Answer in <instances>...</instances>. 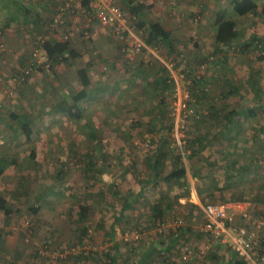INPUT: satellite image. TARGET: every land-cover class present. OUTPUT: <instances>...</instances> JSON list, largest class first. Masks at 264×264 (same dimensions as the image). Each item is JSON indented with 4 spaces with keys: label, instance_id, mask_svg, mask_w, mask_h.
Returning a JSON list of instances; mask_svg holds the SVG:
<instances>
[{
    "label": "rangeland",
    "instance_id": "374dc122",
    "mask_svg": "<svg viewBox=\"0 0 264 264\" xmlns=\"http://www.w3.org/2000/svg\"><path fill=\"white\" fill-rule=\"evenodd\" d=\"M201 1L204 2L205 8L202 15L200 14V21L195 24L194 16L189 17L194 27L198 28L197 37L192 36L191 31L195 30L191 29L187 18L184 20L181 17V13L186 15L193 12L191 8H184L179 2L176 10L171 11L174 22L178 17L182 18L183 27L179 31L182 35L176 37L186 46L176 43V50L171 53L159 47L156 54L158 53L157 56L162 57L164 61L152 53L149 55L145 53L143 57H147L149 62L153 63L146 68L145 62L137 65L138 63L122 61V58L118 59L120 57L113 52L98 53L93 48L87 51H90V56L86 52L93 61L95 72H92V86L88 88L90 99L81 104L83 109V118L79 121L81 124H73L74 118L53 109L62 101L70 100V94L73 96L84 89L80 81L75 82L71 79L70 85L67 82L66 87L61 90V96L50 94L52 90L49 93L35 88L33 93L36 96L31 95L29 99L24 94L21 98L27 106L35 104L38 111L34 112V115L40 118L35 123L30 149L19 153L12 174L7 176L14 183H19L17 187L23 191L19 198L25 199V206L18 210L20 214L18 218H21V221L19 220V225H14L17 230H12V234L17 233L15 236H18L21 247L28 250L26 256H20L22 257L20 261L24 262L22 264L53 262L56 264L55 261L57 264H96L90 260V255L87 257L82 255L78 259L76 254L66 260L53 258L50 256L51 253L43 257L39 255V251L48 246L60 253L70 247L81 245L84 241L81 247L86 246L88 249L93 246L99 251L109 250L112 243L106 232L118 218L120 221L115 225L117 242H124L127 233L137 231L139 234V239L133 241L137 250L135 254L133 253L132 264H136L139 257L151 249L155 242H170V234L178 229L174 226L176 219H182L183 227L191 231L185 237H180L171 252L165 251L163 256L156 255L151 264H230L232 259L230 249L211 244L200 232L205 222L203 210L198 211L192 205L197 204L202 209L200 205L204 204L200 192L196 189L197 182L190 175L192 170L189 169L188 181L182 183L184 192L189 193L187 199L181 198L179 203H176L173 199V195L177 194L176 185L163 184V191L158 189L156 194L146 192V199L141 204L135 203L130 209L124 210L126 197L129 196L131 202L139 191L140 185L136 183L135 177L141 175L143 167H140V164L146 162L141 152L146 146L153 144V140H159L166 134L156 132L153 129L155 125H159L160 122L166 123L167 126L174 124L168 141L176 150H181L185 145L186 133L193 128L201 114L204 115L202 131L211 132L213 127L216 133L220 130L223 120L221 113L226 114L235 110L242 111L238 117V122L240 121L238 126L241 130H236L238 133L233 134L234 143L224 140L221 152L236 158L240 165L249 166L251 170L244 180H237L231 184L239 188L246 187L250 190L249 197L264 194V186L262 189L259 187L260 184H264V107L261 108L262 116L258 118H247V114L244 113L253 104H257V99L253 100L257 92H261L259 104L264 105V56L261 54L264 51V44H261L259 53L254 50L249 57L240 51L250 44L253 36L264 40V19L251 14L240 18L239 40L232 44L227 53L223 52L220 54L221 57H217V53L212 52L210 48L212 42L210 39L214 38L210 31L220 15L225 17L233 14L234 0ZM0 3L5 6V9L0 11L1 23L10 18L16 27L23 26L21 31L29 29L21 23L23 18L20 12L21 0H0ZM153 21L161 23L157 18ZM201 34H204L203 37ZM114 46L116 51V45ZM8 49L9 47L4 45L1 52ZM25 51L30 53L29 44L26 45ZM16 52L19 53L21 50L14 49L12 54ZM86 63L87 61H82L77 68L84 67ZM25 64L31 65L30 62ZM203 65L206 68L203 69ZM135 66H139V69L134 68ZM53 68L50 71L40 68V72L50 74ZM0 72L3 73L4 70ZM163 77H167V82L162 85ZM203 77L209 82L206 88L207 94L209 93L207 101L199 99L196 94L200 88H196L192 83L193 79L200 80ZM249 78L259 85V90L251 86ZM19 87L21 85L15 86L16 90ZM232 87H238V94L222 98L221 91L230 94ZM15 92L13 90L12 96L6 94V98H14ZM66 95L68 97H65ZM200 95L206 96L202 93ZM211 106L218 110V114L214 115L216 120L209 114ZM17 126L16 124L11 128H0V137L5 135L24 137L21 128ZM32 153L36 154L35 157H32ZM91 160L94 167H91L92 164L89 162ZM0 168L7 170L6 163L0 162ZM209 169L206 168L204 172H210L206 171ZM98 171L102 172L101 176H98ZM144 173L147 174L146 171L142 174ZM3 182L4 180H0L1 186L4 185ZM226 186L224 182L219 184V187ZM162 192L170 199L171 207L166 210L161 220L154 221L153 217L156 214L146 213V207H149L148 203L155 202L158 193ZM254 203L260 209L264 208V196ZM81 206L91 208L86 220L78 215ZM141 207L145 214L142 213ZM158 221L164 223V230L159 232L161 234L157 233L158 227L155 225ZM27 222L31 226L28 227ZM208 245L210 249L202 254V247ZM182 246H189L193 250L188 261L181 258ZM36 252L39 256L34 258Z\"/></svg>",
    "mask_w": 264,
    "mask_h": 264
},
{
    "label": "trees",
    "instance_id": "16d2710c",
    "mask_svg": "<svg viewBox=\"0 0 264 264\" xmlns=\"http://www.w3.org/2000/svg\"><path fill=\"white\" fill-rule=\"evenodd\" d=\"M86 4L88 5V0ZM131 6V12H133V16H135L136 19L139 20L138 24H135L136 28L142 33V36L146 43L152 47L167 49L169 53L174 52L176 50V47L174 46L175 38L173 36V33L166 30L160 23L142 19L140 15H138V13L141 10L143 11L144 7L140 5L135 6L132 2ZM232 10V15L230 14L223 17V19L217 24L215 42L217 43L219 47L218 49L221 51V53H227L232 44L235 41L239 40L240 29L238 20L240 18L251 14L260 16L264 19V5L260 7L255 3L254 0H235ZM20 12H22L23 16V18L21 19V23L26 24L31 16V12L29 9H21ZM261 44H264V40L257 36H253L250 44L244 46V49L241 48L242 50L240 51L242 52V54L249 57V54L253 53L254 50L257 51L260 49H258V47ZM44 53L51 60L53 66L67 62L68 60L76 57L75 51H73L71 47V42L63 40L55 42H52L50 40L47 41L44 46ZM66 54H68L67 57ZM260 58L262 59L263 57ZM78 75L79 80L84 86V89L72 96L70 101L64 102L63 104H61V106L59 104L55 108H57V112H59L58 107L59 110L61 108V110L65 112L69 117L80 121L83 118V109L81 107V104L90 99L91 94L89 93L88 88L90 87L92 82L85 70L80 71ZM162 79L163 82H161V84H166L167 77H163ZM192 83L194 86H196V88L201 89L197 90L196 94L200 97L199 99L207 101L209 99V93L207 94L206 89L209 85L208 80L204 77L200 80H197L195 78L192 80ZM251 86H254L256 90H259V85L252 80ZM238 92V87H232V89L230 90V94L229 92L224 90L223 92L221 91L220 94L222 98L226 99L228 98V96L237 95ZM200 93L206 94V96L202 95L201 97ZM257 93L258 94L255 95L254 98L259 101L258 98H261V92ZM263 107L264 105H260L259 102H257V104H253V106L246 109L244 113L247 114V118H258L263 114ZM261 108L263 110H261ZM216 109L217 108H215V106H211L209 114H211L212 116L217 115L218 110ZM241 112L242 111L235 110L226 114L221 113V116H223V120L220 126V130L216 133L215 131H213V127L211 132L207 133L202 131L203 126L201 124L202 121H204L202 119L204 115L200 113L201 115L199 114L200 116L198 120L195 121V125L193 126V128L190 131L188 130V132L186 133L185 145L181 150H176L173 147L172 143L168 141V139L170 138L169 135L174 130V124L171 123L167 126L166 123L160 122L159 125H155L153 129L156 132L159 131V133L166 134L162 135L159 140H153V144H149L148 146H146V149L141 152L143 153L146 162L144 161L142 162V164H140V167H143L140 173L141 177L138 175H136L135 177L137 180L136 183L140 185L139 191L131 202H129L130 197H126L124 210L130 209L135 203L141 204V202L146 199V192H152L156 194L158 192V189H162L163 191L164 185H176L177 194L173 195V199L176 203H179V200L181 198L187 199L189 197V193L187 191L184 192L182 183L188 181V175L190 173L189 169L192 170L190 175L192 179L197 182L196 189H198V191L200 192L199 195L202 198V203L204 205L209 203L228 204L251 200L257 202L259 199H261L264 194H262V196L260 194H257L256 196L249 197L250 190H247L246 187L239 188L234 184H231L233 182H236L237 180H244L251 169L249 166L240 165L239 161L236 158H232L228 154H224L223 152H221V150H223L224 148V140H228L230 141V143H234L235 139L233 134H237V131L241 130L240 126H238L240 124V121L238 122V117L240 116ZM214 119L216 120L215 116ZM21 132L24 137H27L28 139H30L33 135L32 129L30 128L29 124L26 123L22 124ZM35 155V153H32V157H35ZM138 160H140L141 162L140 158ZM89 162L92 164L91 167H94L92 160ZM206 168H210L209 170H206L210 172H204ZM145 171L147 172V174H142ZM97 174L98 176H101L102 172L98 171ZM221 182L226 183L227 186L219 187V184ZM262 186H264L263 183L260 184V189H262ZM148 206L149 207H146V213L150 212L156 214V216L153 217L154 221L161 220V218H163L166 214V210L171 207V201L168 197L166 198L165 194L162 192L158 193L155 202L152 201V203H148ZM192 206L195 207V209H197L198 211L202 210L197 204H194ZM0 208L6 209L4 205L0 206ZM140 209L143 210L142 207ZM90 210V206H81L79 208L78 215L83 220H86L88 219ZM142 213L145 214V211L143 210ZM119 221V218L116 219L111 225V228L106 232V235H108V239L112 243V246L109 250L106 249L102 251H91L88 255H84L83 253H81L75 256L80 259V256L82 255L86 257L90 255V260H92L96 264H132L134 262V254L137 250V247L134 246L135 243L133 241H124V245V242H117L115 240V225ZM190 231L191 229L187 227H180L170 234L169 243H164V241L155 242L151 249L146 250L145 253H143V255L139 257L136 264H151L156 255L159 254V256H163L165 254V251L168 253L171 252V250L175 248L180 237H185ZM157 233H159V229ZM83 243H85V241L82 242V244ZM124 250L126 251V253H124ZM129 252H131L132 254H130ZM39 253L36 252L34 258L41 255ZM67 258L71 259L72 257L70 256ZM55 262L57 264V261ZM52 264L55 263L53 262ZM230 264L248 263L239 259L237 255H234Z\"/></svg>",
    "mask_w": 264,
    "mask_h": 264
},
{
    "label": "crops",
    "instance_id": "0c3cea01",
    "mask_svg": "<svg viewBox=\"0 0 264 264\" xmlns=\"http://www.w3.org/2000/svg\"><path fill=\"white\" fill-rule=\"evenodd\" d=\"M254 1L260 7L264 5V2L260 3L256 0ZM21 2V8L29 9L31 12L29 20L26 24H24L25 26L29 27V29H27L26 31H21V27L23 26L16 27L15 25H13V19L10 18L6 19L5 22L2 21L3 23L0 22V41L3 43V46L5 45V47H9V49L6 51L1 52L3 49L0 51V70H4L3 73L0 72V128H11L16 126V124L21 128L22 124L26 123L29 124L32 131H34L35 123L40 120L38 115L37 117L36 115H34V112L38 111V109L35 107V104L27 106L25 101H21V98L24 96V94H26L29 99L31 95L36 96L33 93L35 88L36 90H44L43 92L47 91L49 93L52 90L53 92L50 94L54 93L55 96H61V90L66 87L67 82L70 85L71 79L75 82L80 81L78 73L82 70H85L87 72L91 82L93 83L91 77L92 72H95V67L92 66L93 61L91 57H88V54L90 56V51H87L90 50V48H93L98 53H100L101 51H106L107 54H111L112 52L116 53L117 57H120L118 59L122 58V61H128L130 63L136 64L138 63L137 65H142V63L145 62L146 68H148L150 64L151 66L153 65L152 62H149L147 57H143V54L145 53H147V55L151 54V52L149 51H144L143 53L135 56V62L127 60L123 52V45L120 42L114 41L109 36L108 29H105L99 23V21L92 17H88V10L86 8L87 0H75L77 11L75 12V14L73 12H70L66 17L68 26L70 27V29H73L75 27H79L81 29L89 27V29L94 33L95 39L92 43H90L88 40H84L79 37L72 38V40L70 41L71 47L73 51H75L76 57L68 60L67 62L54 65L53 71L50 74L40 72V68H35V63L31 58L30 53L32 52V48L38 39L45 38L48 41L50 40L52 42L62 40V35L64 32H66V30H62L63 28H54L52 30L51 23L53 15L56 14L57 10L64 4L65 0H21ZM118 2L122 7L124 13L135 24H138L139 20L136 19V17L132 14L133 12H131V2L135 6L140 5L144 7V10H141L138 15H140L142 19H146V21L151 22H153V19H159V22H161L160 24L166 30L173 33V36L175 38V47L176 43H180V45L186 46V44H183L182 41H179L176 37L178 35H182L181 33H179V31H181L183 27V25L181 24L182 18L184 20L185 18H187L191 29L193 28V30H195L191 31L192 36L197 37L199 32L198 28L194 27L195 25L191 23L189 17L194 16V19L196 16H199L201 19L200 14L202 15L205 8L204 2L201 0H118ZM179 2H181L182 7L191 8L193 12L186 15L185 13H181L182 18L178 17L176 19V22H174V20L172 19L174 15L171 11L176 10ZM0 6V11L2 9H5V6L2 3H0ZM166 8L170 10H166ZM160 11H163V13L161 14ZM158 13L160 15H158ZM222 19L223 16L220 15V17L216 21V24L210 31L211 35H214V38L210 39L212 41L210 44V48L212 49V52H214L215 54L217 53V57H221V51L218 49L219 47L215 42V35L217 31V24ZM19 30L21 32H19ZM203 35L204 34H201V37H203ZM89 43L92 47L89 45ZM28 44L31 46L30 53L28 51H25V47ZM87 44L89 46H87ZM114 44L117 48L116 51H114ZM10 46H13V48H11ZM149 48L155 49L156 52H159L158 47L149 46ZM14 49H19L21 50V52L12 54L14 52ZM86 52L88 54H86ZM157 58L161 61H164L160 56H158ZM82 61H87L86 65L82 68H77V65H79ZM28 62H30L31 65H34L32 74L30 77H28L27 81L16 90L15 85L13 84V78L18 76L24 67L30 66L29 64H25ZM138 67L139 66H135L134 68L139 69ZM248 80L251 81L250 78ZM45 84L47 85L45 86ZM90 86H92V84ZM8 89H13L16 91V96L14 98H6L5 92ZM65 97L68 96L66 95ZM70 97H72V94H70ZM253 100L255 101V98ZM66 101H62L61 104ZM31 106L33 107L31 108ZM55 107L57 106H54L53 109L57 111V108ZM58 111L63 113V115L68 116L61 110V108L59 110V107ZM77 123L81 124L79 120L75 119L73 124ZM32 141L33 135L30 139H28L27 137H21L20 135H5L0 137V162H5L7 167V170L0 168V180H4V185H0V206L4 205L6 207V209L0 208V264H22L24 262L20 261V259L22 258H20V256L22 255L24 257L28 252V250H26L27 248L21 247V242L19 241L18 236H15L17 235V233L15 234L13 232L12 234L13 229L17 230V228H14L16 227L14 225L18 224V222L21 221V218H18L20 217V214H18V210L22 206H25V199L19 198L20 193H22L23 191L21 192V190H19V188L17 187L19 183H14V181H12L10 178H7V176H10L12 174L11 172L12 169L16 166V159L19 153L22 151H28L30 149L29 144ZM200 206L202 207V205ZM230 253L233 259L235 254H233L232 252Z\"/></svg>",
    "mask_w": 264,
    "mask_h": 264
},
{
    "label": "built area",
    "instance_id": "2783aa9c",
    "mask_svg": "<svg viewBox=\"0 0 264 264\" xmlns=\"http://www.w3.org/2000/svg\"><path fill=\"white\" fill-rule=\"evenodd\" d=\"M88 17H92L109 31V36L116 42L123 45V52L127 59L134 60V57L149 51L156 55L155 49L149 48L144 40L142 33L138 32L135 23L128 18L120 6L118 0H88L86 6ZM77 11L75 0H65L64 4L57 10L51 23L52 30L54 28L66 30L62 35L63 41H71L72 38L80 36L81 39L93 41L94 33L85 27L83 29L75 27L70 29L66 17L70 12ZM77 15V14H76ZM75 15V16H76ZM197 24L200 17L196 16L193 19ZM66 28V29H65ZM48 40L45 38L38 39L35 42L34 49L31 53V58L34 61L36 68L51 70L53 63L44 53V46ZM4 48L0 41V51ZM262 48V45L258 49ZM259 49V50H260ZM257 50V53H259ZM264 56V51L261 52ZM68 54H66V57ZM158 57V56H157ZM34 65L26 66L20 74L13 78L15 86L22 85L31 76ZM202 68H206L205 65ZM6 94L13 95V89H8ZM205 215V222L202 225L200 232L205 236L211 244L228 247L230 251L237 255L239 259L248 264H264V208L256 206L252 201L213 204L209 203L202 206ZM28 227L31 226L27 222ZM184 221L176 219L174 226L177 228L183 227ZM159 232L164 230V223L158 221ZM139 239L137 231L126 234L125 241H136ZM208 243V242H207ZM83 245V244H81ZM76 245L65 249L62 252H56L45 246L39 252L41 256H48L51 253L53 258L66 259L69 256L76 254L88 255L91 251H98L97 247H87ZM202 254L210 249V245L202 247ZM181 258L188 261L193 254V250L189 246H182Z\"/></svg>",
    "mask_w": 264,
    "mask_h": 264
}]
</instances>
